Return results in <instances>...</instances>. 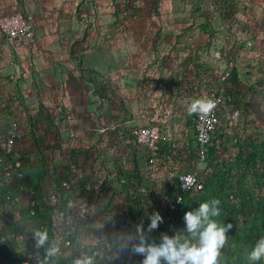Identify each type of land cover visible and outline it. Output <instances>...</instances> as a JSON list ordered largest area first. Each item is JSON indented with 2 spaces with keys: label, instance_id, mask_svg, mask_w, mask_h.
<instances>
[{
  "label": "rangeland",
  "instance_id": "rangeland-1",
  "mask_svg": "<svg viewBox=\"0 0 264 264\" xmlns=\"http://www.w3.org/2000/svg\"><path fill=\"white\" fill-rule=\"evenodd\" d=\"M154 2L155 0H145L144 4L138 8L135 18L141 20L138 28L139 33L143 34L142 39H147V43L155 51L156 70L151 79L155 83L152 89L154 91L152 93H155L153 94L155 100L152 108L153 121L160 123L170 133V149L177 154V156L168 154L167 164L157 161L156 168L159 165L165 168V171L157 169L159 186L157 192L161 194L165 191L166 182H168L166 180L174 177L168 175L169 167L174 166L176 171H181L194 166L196 144L193 115L187 114L184 105V101H190L192 96L185 94L191 92L197 96L194 99L201 98L216 82L218 73L224 68V63L213 56L215 49L234 54L237 57L238 78L237 83L233 82L231 85L239 90V95H242L239 105L241 112L235 120H231L228 113L222 118L212 143V153L203 171L207 176L218 177L214 182L216 192L219 193L222 190L220 185L223 184L225 188L231 187L230 192L237 193L230 208L225 211L226 216L234 222L235 228L241 232L252 227L257 231L262 230L260 239L264 237V184L262 181L256 182L250 178L249 185H241L238 182L242 173L239 170L241 165L237 162V158L240 153L246 152L250 142H254L257 144L256 151L259 153L256 157L259 164L254 166L264 171V24L259 21L256 12V8L264 7V0H239L240 11L237 14V20L241 28L244 26L248 29L250 33L248 38L250 37L249 39L256 45L255 50H250L248 39L238 42L233 33L234 28L224 20L223 11L217 0H162L159 5H155ZM170 19L174 21L171 22ZM153 20L157 23H153ZM233 22L235 23V20ZM258 34L261 41L257 39ZM150 35L154 37L149 38ZM36 103L34 101L31 107H25L27 117L24 128L26 129L29 125L35 130L31 135L27 132L24 143L30 145L32 157L36 161L32 162L31 182L38 185L43 194H47L51 190H58L59 172L66 166L70 151L83 149L84 152L89 150L91 153L93 151L101 154V137L99 134L89 138L93 130L79 128L76 121L67 126L65 122L48 119L43 114L41 106L39 107ZM70 127L76 130L75 137L69 136ZM45 129L57 131V135L49 137L47 134L49 131ZM261 157L262 161H260ZM252 166L250 164L249 167ZM134 167V159L129 156L125 159L124 170L120 172L125 171V176H128ZM101 169V165L87 164L85 178L94 176L95 172L102 173ZM142 169L144 171L142 178L145 179L147 171L144 170V166ZM108 178L109 181L102 180L104 184L108 181L107 187L102 186L99 192L87 196L90 211L93 214V224L86 233L82 230L78 234L79 241L84 238L92 244L102 241L107 230L114 226L116 215H113V210L124 207L129 200L127 193L122 192L121 187L118 186L116 174L110 172ZM149 180L147 178L141 184L144 185ZM245 187L253 191V200L246 201L243 194ZM257 199L260 206L256 205ZM23 204L22 198L17 199L15 207L9 212L5 210L3 203L2 206L0 204V227H5L7 232L4 236L5 231L0 228V254L3 256L0 264H10L12 261L7 256L8 252L2 253L1 241L4 238H7L15 249L20 250L24 245L21 234L16 232L24 234L25 227L21 224L24 220L21 216ZM146 208L148 210V205ZM7 215H11L10 222L4 219ZM56 223L58 228L60 224ZM130 224L124 226L119 233L126 247L117 252H122L125 259L115 254L114 264L136 263L134 261L136 255L132 254L131 248L128 247L129 237H134V228ZM52 238L60 239L58 235H53ZM58 245H60L59 242Z\"/></svg>",
  "mask_w": 264,
  "mask_h": 264
},
{
  "label": "crops",
  "instance_id": "crops-1",
  "mask_svg": "<svg viewBox=\"0 0 264 264\" xmlns=\"http://www.w3.org/2000/svg\"><path fill=\"white\" fill-rule=\"evenodd\" d=\"M144 1L0 0V14L21 10L35 21L31 43L7 42L0 33V137L7 114L12 112L19 120V144L28 163L32 165L35 158L24 141L35 128L24 126L26 108L34 101L48 119L61 122V106L76 115L79 128L93 130L89 138L100 134L101 152L111 173L114 168L123 171L127 157L142 154L143 145L130 147L121 141L136 125L156 122L152 112L155 83L151 80L156 70L155 51L142 39L141 20L135 18ZM161 2L155 0L154 4ZM260 9L256 8L257 17L264 24V7ZM257 39L261 41L259 34ZM13 97L22 101L17 110L11 104ZM112 120L116 127L100 133L99 126ZM45 130L49 137L57 135V131ZM168 156L161 154L158 161L167 164ZM25 168L31 175L29 167ZM157 169L165 171L160 165ZM59 173L61 176L63 170Z\"/></svg>",
  "mask_w": 264,
  "mask_h": 264
},
{
  "label": "built area",
  "instance_id": "built-area-1",
  "mask_svg": "<svg viewBox=\"0 0 264 264\" xmlns=\"http://www.w3.org/2000/svg\"><path fill=\"white\" fill-rule=\"evenodd\" d=\"M0 33L7 42L19 40L23 43H31L35 37V21L33 17L23 13L21 10H17L11 13L0 14ZM250 50H255L256 45L251 39L247 40ZM213 56L217 60H221L224 63V68L218 73L216 82L208 88V90L201 96V98L210 99L216 102V107L210 117L202 120L198 115H193V129L196 142L197 156L193 167L176 171L174 166L169 167L168 175L177 177L176 189L171 191L169 194L165 191L159 194L158 183H157V168L158 165V152L160 142L168 141L171 139L170 133L164 129L158 122H152L149 124L136 125L132 128V135L135 141L139 145H143L144 149L142 154L147 157V162L151 167L152 180L148 183L140 184L137 186L138 194L147 199L150 203H153L157 212H159L165 220L172 222L174 215L181 211V203L183 201L184 194L190 189H202L204 186V179L206 175L203 171V166L207 161L208 146L210 145L213 134L218 129L221 122V115L228 111V117L231 120H235L240 115L239 107H232L228 109V105L233 100V93L227 85V80L231 75L233 68L237 67V57L234 54L223 53L220 49L213 51ZM13 109H19L22 105V101L18 97L12 99ZM59 118L58 120L65 123H72L76 120V115L68 109L59 107ZM117 122L112 120L105 125L99 126L100 133H107L108 129H114ZM70 137H75L76 130L69 128L68 130ZM22 138V131L20 128L19 120L16 115L12 112L7 114V124L4 133L0 137V168L3 176L9 180L16 191L13 193L6 194L3 199L4 208L8 211H12L15 207L17 199L23 200L24 204L22 209L26 210V217L22 220L21 224L24 225V234H21L23 246L20 251L26 262L25 264H36L41 260V248L35 247V240L33 238L34 231H31L33 225V216L36 214L37 205L43 202L48 205L54 206V212L52 218L49 220H41L38 223V227L41 230L51 231V236L58 235L60 239L54 238L57 243L64 246L70 245L71 237L74 232V228L78 226L81 230L88 231L93 224V214L90 211L88 195L99 192L103 187H107L109 181V173L107 164L105 162V156L98 152L92 153L89 151L86 159L87 164H98L101 165V172H95L94 176L84 179L82 188L86 192L85 195L77 197V187H79V178L85 176V169L79 168L77 159L75 157H69L66 163V167L63 169V173L59 179L58 190H51L47 194H40V192L33 186L28 185L25 182V166L22 160V150L19 141ZM156 168V171H155ZM117 176V184L121 187L122 192L127 193L123 190V185L126 182L125 174L120 172L118 168H114L112 172ZM182 178L191 183V187L184 190L182 185ZM108 180L106 183H102V180ZM110 185V184H109ZM108 185V186H109ZM103 186V187H102ZM128 193H131V187H128ZM125 193H123L125 195ZM181 201V202H180ZM15 213V211H14ZM11 214V212H10ZM124 220L118 224V227H111L107 230L105 235L104 243L102 247L110 248L114 239L117 238L122 243H125L120 238L119 233L122 232L124 226L128 223L133 225L135 234V223L129 217L123 214ZM8 222L11 221V215L6 216ZM60 226L57 228V223ZM115 224V219H114ZM25 233H28L25 235ZM1 245L9 249L13 247V244L8 239H3ZM102 248L95 243H89L87 239H82L80 243L79 257L92 256L94 260L102 257ZM113 255L112 259L114 258ZM125 259L123 253L117 252V257ZM78 257V258H79ZM2 258L0 257V263ZM43 260L48 261L49 257L43 255ZM122 260V259H121ZM136 261V260H134ZM13 264H24L21 259H15ZM137 264V263H135Z\"/></svg>",
  "mask_w": 264,
  "mask_h": 264
},
{
  "label": "trees",
  "instance_id": "trees-1",
  "mask_svg": "<svg viewBox=\"0 0 264 264\" xmlns=\"http://www.w3.org/2000/svg\"><path fill=\"white\" fill-rule=\"evenodd\" d=\"M217 2L219 3V6L221 7L222 11H223V18L226 22L229 23L230 26H232L234 28V35L235 38L238 40V42H244L246 41V39H248V30L247 28H241V24L240 22L237 20V14L240 11V4L238 3V1L236 2V0H217ZM235 20V23L233 22ZM237 78H238V71H237V67L233 68V70L231 71V75L229 76L228 80H227V85L229 87V89L232 91L233 93V100L232 102L228 105V110H230L232 107H239L240 103H241V99H242V95H239V90L237 88H235L234 86L231 85V83H237ZM235 83V84H236ZM186 96H192L191 98L194 99V97H197L194 93L191 92H187V94H185ZM193 122V121H192ZM67 126L70 125V123H65ZM118 129V128H117ZM116 129V130H117ZM116 130L114 131V133L116 134ZM218 129L215 131V133L213 134V138L212 141L210 143V145L208 146V155H207V159L209 158V156L212 153V143L215 139V134L218 132ZM128 135L122 136V141L121 142H128L130 147H135V145H137V142L135 141L134 136L132 135V129L128 131L127 133ZM195 138V135H194ZM117 144V143H115ZM196 144V142H195ZM170 145L171 142L168 141H163L160 142V147H159V152H158V156H160L161 154L163 155H168V154H174V156H177V154H175L174 152L171 151L170 149ZM256 147L257 144L254 142H250L249 143V148L247 147L246 152L245 153H240L239 158H237V162L241 165V172L240 173V177L238 179V182L243 185V186H247L249 185V182L251 179H253L256 182H263L264 184V171L258 170L260 168H257L254 166V164H256V166L259 164L258 160H257V156L259 155V153L256 151ZM86 150V149H85ZM70 157H75L77 160V163L79 165V168L81 169H85L86 167V159H87V155L89 153L88 152H84L83 149H72V151H70ZM0 154H1V149H0ZM196 156H197V150H196V146H195V151H194V163L195 164V160H196ZM27 156H25V154L22 152V160H23V164L25 167H29V170H31L32 165L30 163H28V160L26 158ZM134 162H135V167L131 170V173L128 174V176L126 175V182L123 185V190L127 192V196L128 199L126 202V205L124 207H119L116 209H112L113 210V215H116L114 217L115 219V227H118V224L124 220L123 218V214H125L126 216H129L133 222L135 223V227L138 224L143 223L144 229L145 231L147 230V226L150 223V220L148 219V217L153 213V212H157L156 209L154 208L153 203H150L147 199H145L142 195L140 196L138 193V189L137 186L140 185L141 183L144 182L145 179L149 178L150 180H152V176L151 174V167L147 162V157L144 154L139 155V157H135L133 156ZM142 161V162H141ZM260 161H262V157L260 159ZM84 164V165H83ZM251 165L252 167H249ZM1 166V165H0ZM144 166V170L147 171V178H142L143 177V172L142 171ZM66 167V166H65ZM64 167V168H65ZM28 170L25 168V182L28 185H31L33 187H35L40 194L42 195V190L41 188L32 183L31 181V176L30 174H28ZM150 172V173H149ZM125 174V171L123 172ZM144 173V176H145ZM248 175V176H247ZM151 176V177H150ZM216 177L215 175H210L207 176L204 179V186L202 189H190L188 190L184 196H183V201L181 203V211H178L174 217L172 222H169L167 220H165V218L163 217V222L159 224L158 228L153 230L151 233H147L148 238H149V242H152L153 240L158 244L160 243L161 240V234L165 233L168 234L169 236L174 235L177 231H180L182 229L185 228V222L183 220L184 214L188 211H192L195 210L196 208L199 207L200 203L203 202H207L210 201L212 199H219L220 200V205L218 206L220 208L221 214L219 217H216L215 219L219 222V223H223L224 225H227L228 223H231L233 225V227L228 231L227 236H228V243L225 245V247L222 249L221 251V258H220V264H249V261L247 260V253L249 251H251V249L253 248V246L255 245V243L259 240L260 235L262 234V230L257 231L256 228L252 227L249 230H244L243 232H241L238 228H235L234 222L230 219V217L226 216L225 211L230 208V204L233 200V198L237 195L236 192H230V186L229 187H224V185H220L222 187V190H220V192H216V190L214 189V182H216ZM251 178V179H250ZM59 179L58 178V185H59ZM86 179L85 176H81L79 178V187H77L76 191H77V197H81L83 195L86 194V192L83 190L82 188V183L83 180ZM144 179V180H143ZM172 179V180H171ZM169 180H166L168 182H166L167 187H166V192L169 194L171 191L176 189L177 186V177L174 176ZM241 181V182H240ZM128 187H131L132 192L128 193ZM16 189L13 186V184L7 180L3 174L1 173V168H0V204L2 206L3 203V199L5 197L6 194L9 193H13L15 192ZM243 194L244 197H246V201H251L254 199L253 195V191H250L249 188L245 187V189L243 190ZM258 200V199H257ZM256 202V205H258L259 200ZM89 202V200H88ZM90 203V202H89ZM88 203V204H89ZM148 205V210L146 208V206ZM260 206V205H258ZM54 206L52 205H48L45 204L43 202H40L37 205L36 208V214L33 216V227L31 229V231H35V230H41L38 227V222L41 220H49L52 218L53 212H54ZM123 208V209H122ZM25 209V208H24ZM22 209V218L26 217V213L27 211ZM5 210L7 212H9L6 208ZM4 219L6 220V216L4 217ZM1 230L5 231V235L7 234L6 232V228L4 227H0ZM49 234V244L55 242L56 244L57 241L54 240L51 236V231H47ZM82 230L76 226L74 228V232L73 235L71 237V241H70V245L68 246H64L62 244L59 245L60 247V254L56 257H51L49 258L48 261H44L43 260V255L45 254V249L41 248V260L38 261L36 264H73V261L75 259H77L79 257V253H80V243L81 241H79V236L78 234L81 233ZM28 233H25V235H27ZM107 236V235H106ZM135 236V234H134ZM7 239V238H4ZM105 239V238H104ZM104 239H102V241H100L99 243H97L103 251V256L96 258L94 260V264H114L115 257L112 259V256L117 254V251H119L120 249H124L126 247L125 243H122L121 241L118 240L117 235L114 239V242L112 243V246L110 248L108 247H102L103 243H104ZM2 246V245H1ZM48 245H46L45 247H47ZM128 247L131 248V243L130 241L128 242ZM2 253L3 252H8L7 256H9V259L12 260L10 261V264H13L15 259H21V261H23V263L25 264L28 261H25L23 257L20 258V256H22V252L19 249H15L14 247H11L9 249H6L2 246ZM0 257L2 258L3 256L0 254ZM143 256L140 255H136V263L137 264H141V261L143 260ZM257 264H264V260H261L259 262H257Z\"/></svg>",
  "mask_w": 264,
  "mask_h": 264
},
{
  "label": "clouds",
  "instance_id": "clouds-1",
  "mask_svg": "<svg viewBox=\"0 0 264 264\" xmlns=\"http://www.w3.org/2000/svg\"><path fill=\"white\" fill-rule=\"evenodd\" d=\"M188 115H198L202 120L210 117L216 102L205 98H195L184 101ZM181 187L187 190L191 183L183 178ZM181 202V201H180ZM219 199H212L199 204L195 210L184 214L185 228L174 235L162 233L160 243L149 242L147 233L157 229L163 222L159 212H153L148 219L150 223L145 231L143 223L136 225L135 236H130L131 252L143 256L141 264H220L221 251L228 243V231L231 223L224 225L215 218L221 214ZM35 247L44 248L46 257H56L60 247L55 242L49 244V234L46 230H35L33 233ZM48 245L47 247H45ZM249 264H257L264 260V237L260 238L251 251L247 253ZM73 264H94V257L82 256Z\"/></svg>",
  "mask_w": 264,
  "mask_h": 264
}]
</instances>
